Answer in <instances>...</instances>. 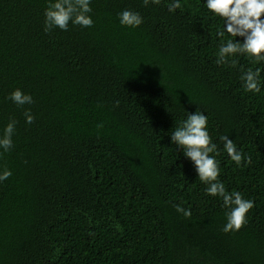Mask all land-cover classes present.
Listing matches in <instances>:
<instances>
[{
	"label": "trees",
	"instance_id": "trees-1",
	"mask_svg": "<svg viewBox=\"0 0 264 264\" xmlns=\"http://www.w3.org/2000/svg\"><path fill=\"white\" fill-rule=\"evenodd\" d=\"M45 7L0 0V131L18 121L0 158L12 171L0 183V264H264V91L245 93L239 65L216 64L222 22L199 0L175 14L94 0L93 30L46 33ZM124 9L140 28L120 26ZM17 88L33 96L31 125L6 99ZM196 109L217 143L227 135L251 157L240 168L217 157L228 191L255 201L239 232L223 231L222 201L170 143Z\"/></svg>",
	"mask_w": 264,
	"mask_h": 264
},
{
	"label": "clouds",
	"instance_id": "clouds-1",
	"mask_svg": "<svg viewBox=\"0 0 264 264\" xmlns=\"http://www.w3.org/2000/svg\"><path fill=\"white\" fill-rule=\"evenodd\" d=\"M162 2L171 14L187 6V0H143V5L147 8L159 6ZM93 3L94 0H46L44 31L48 33L59 29L66 32L69 25L93 30ZM199 3L206 10V15L222 22V27L217 29V37L223 39V42L216 53V64H228L233 68L239 65V80L243 91L253 95L261 94L264 91V67L245 68L239 64V58L245 57L252 65H264V0H199ZM117 18L123 28L138 29L144 23V17L139 12L129 9L122 10ZM6 99L24 109L26 124L34 122L35 117L30 108L24 107L34 103L31 94L17 88ZM17 123L10 118L0 131V158L14 148L13 137L17 132ZM209 129L207 114L196 109L195 112H187L186 118L179 120L168 136L175 150L178 149L184 159L191 163L198 180L205 185V195L222 201L226 220L223 231L236 233L247 225L248 214L254 209L255 201L246 199L240 191H228L221 179L217 157L226 154L237 168L250 164L251 157L227 135L219 136L217 143ZM11 176V169L0 167V183ZM175 210L185 218L192 215L190 207L184 208L177 204Z\"/></svg>",
	"mask_w": 264,
	"mask_h": 264
}]
</instances>
